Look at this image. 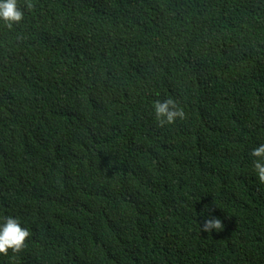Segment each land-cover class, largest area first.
Returning a JSON list of instances; mask_svg holds the SVG:
<instances>
[{"label":"trees","instance_id":"1","mask_svg":"<svg viewBox=\"0 0 264 264\" xmlns=\"http://www.w3.org/2000/svg\"><path fill=\"white\" fill-rule=\"evenodd\" d=\"M18 6L0 23V218L30 236L0 264H264V0ZM166 98L185 117L161 126ZM209 211L222 231H202Z\"/></svg>","mask_w":264,"mask_h":264},{"label":"clouds","instance_id":"2","mask_svg":"<svg viewBox=\"0 0 264 264\" xmlns=\"http://www.w3.org/2000/svg\"><path fill=\"white\" fill-rule=\"evenodd\" d=\"M32 7L31 3L26 2L25 8L31 9ZM23 17L24 10L18 6V0H0V23L12 28L19 24ZM152 110L156 121L161 126L172 125L178 119L182 120L185 117L183 109L173 98L154 101ZM249 155L253 158L252 167L256 178L261 184H264V143L255 146ZM223 227L222 220L212 216L210 211L201 226L202 231L206 233L220 232ZM29 236V230L21 226V221L18 218L12 216L0 218V254L6 255L9 250L20 251Z\"/></svg>","mask_w":264,"mask_h":264}]
</instances>
